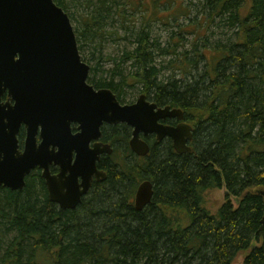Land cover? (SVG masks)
I'll use <instances>...</instances> for the list:
<instances>
[{
    "label": "trees",
    "instance_id": "1",
    "mask_svg": "<svg viewBox=\"0 0 264 264\" xmlns=\"http://www.w3.org/2000/svg\"><path fill=\"white\" fill-rule=\"evenodd\" d=\"M197 1L191 16L181 0H54L78 23L89 83L124 96L137 88L181 109L191 152L155 146L123 161L70 211L33 178L20 191L0 188V264H231L238 255L264 264V0ZM117 22L129 47L104 54L103 41L121 39ZM153 22L175 28L172 47L161 46ZM144 179L154 193L137 211ZM219 189L215 205L207 196Z\"/></svg>",
    "mask_w": 264,
    "mask_h": 264
},
{
    "label": "water",
    "instance_id": "2",
    "mask_svg": "<svg viewBox=\"0 0 264 264\" xmlns=\"http://www.w3.org/2000/svg\"><path fill=\"white\" fill-rule=\"evenodd\" d=\"M89 71L79 54L71 21L54 0H0V186L21 189L25 175L39 166L50 200L61 209L75 208L87 184L81 192L67 184L62 194L61 175L52 177L48 172L50 162L61 163L70 120L80 123L79 139L98 137L102 122L126 123L133 129L131 149L139 156L149 152L140 133H155L157 139L169 136L176 152L191 151L186 144L192 140L190 126L158 123L165 117L181 118V109H156L143 94L133 104L121 106L109 89L95 91L87 84ZM4 94L7 98L2 101ZM21 124L27 136L24 151L19 153L16 134ZM38 133L41 142L36 145ZM50 144L59 151L50 152ZM86 170L94 173L95 163ZM153 193L152 183L142 182L135 193V209L149 205Z\"/></svg>",
    "mask_w": 264,
    "mask_h": 264
},
{
    "label": "flooded vegetation",
    "instance_id": "3",
    "mask_svg": "<svg viewBox=\"0 0 264 264\" xmlns=\"http://www.w3.org/2000/svg\"><path fill=\"white\" fill-rule=\"evenodd\" d=\"M87 84L92 86L95 91L109 89L105 87L95 86L89 83L88 79ZM109 90L115 95L118 103L121 106L133 104L137 100L136 99L135 101L127 102L125 101V99L122 98V95H119L118 92H115L111 89ZM142 94L145 96L146 101L154 103L156 105V109L164 108L166 106H168L170 109H173L170 104L156 103L155 101H152L150 98L146 97L144 93ZM6 98L7 95L4 94L2 96V101H5ZM158 123L164 126L172 127H175L180 123H184L191 127V132L193 131L191 124L186 122L183 111L181 118L165 117L164 119L158 120ZM67 129L68 131L65 130L67 136L65 139H63L64 144L62 145L61 155L59 156V160L61 161V163H56L55 161L50 162V164L48 165V172L49 175L52 177H59L61 175L60 182L62 185V194H66L67 189L65 186L67 184L68 186H75L74 188L80 192L84 190V184H87L85 193L80 196L79 203L76 205V207L72 209H61L58 203L50 200L46 180L42 176L43 169L39 166H35L34 168H32L29 173L24 177L23 187L14 191L22 190L26 183L31 178H33L34 180L39 181L43 185L48 200L50 202L55 204L59 210L70 211L78 208L83 202L87 201L89 198L95 195L98 190L99 184L105 183V181L108 179L107 170H110L112 168H118L119 163L123 161L131 163L136 158H146L152 148L155 146L162 149L166 148L170 150L171 154H175L176 156L188 154L191 152L190 151L183 154H179L178 152H176L173 147V140L169 136H164L161 139H157V135L155 133H140L139 138L148 145L149 152L145 156H139L132 151L130 146V140L132 138L133 129L132 127L123 122L115 124L102 122L99 127L100 135L98 137L91 136L90 138L81 137L79 139V135L81 134L82 129L80 128V123L75 120L69 121ZM26 136V127L24 124H21L16 134L17 151L19 153H22L24 151ZM88 136L90 135L88 134ZM40 142L41 139L38 133L36 135L35 143L36 145H39ZM190 143L191 141H188L186 143L187 146L190 147ZM48 150L50 152H58L59 148L50 144L48 146ZM93 162L95 163L96 171L94 173H92L91 171L87 173L86 169L91 166ZM95 173L97 175H95ZM99 174L101 175L98 177ZM144 181L149 180L144 179L137 184L134 192V197L138 186ZM149 182L152 183L151 181ZM152 185L154 191V184L152 183ZM0 188L10 190L3 186H0Z\"/></svg>",
    "mask_w": 264,
    "mask_h": 264
},
{
    "label": "rangeland",
    "instance_id": "4",
    "mask_svg": "<svg viewBox=\"0 0 264 264\" xmlns=\"http://www.w3.org/2000/svg\"><path fill=\"white\" fill-rule=\"evenodd\" d=\"M134 2H137L139 0H132ZM142 1V0H141ZM179 1V0H177ZM182 3H183V6H188L190 9L192 8V15L191 16H194L196 13V11H194V7L192 6V4H196V2H198L197 0H181ZM190 2H191V5H190ZM71 13H74V10H71L70 11ZM139 14L136 13L134 16H138ZM75 22V23H74ZM74 22H71L72 26H73V29L76 28V26H78V23L76 21ZM179 22H181L182 24H186L188 23V20H180ZM140 20L136 21V27L135 29H137L140 25ZM174 22L172 21V24ZM151 29L153 31V35L154 36H157L160 40V43H161V46L162 47H172L173 44H172V41L170 40V33L175 30L174 27H172L171 25L169 26H166V25H163V23L161 24L160 22H153L151 24ZM112 30H117L119 31V36H121V39L120 40H116L114 36L112 37H108L105 41H103V52L104 54H110L111 56L117 54L118 52H121L123 49H127L129 46H127V43L128 41H126L125 39V32L124 30H121L119 29V23L117 22L114 29L112 28ZM128 36V35H127ZM124 37V39H123ZM186 37V45H185V49L188 50L190 48V41L192 39V36L191 35H185ZM182 47H178L177 51H181ZM184 50V49H182ZM83 51L85 52V50L83 49ZM82 54V52H81ZM85 55H87L86 53H84ZM87 58H85V61L87 62L86 60ZM169 58H166V61L168 60ZM84 61V62H85ZM85 62V63H86ZM88 64V63H87ZM90 64V62H89ZM88 64V65H89ZM105 68H110L112 67L111 63L110 62H103L102 63ZM91 66V64L89 65V67ZM91 73H89V77H91ZM142 94L141 91H137V88L136 89H133V90H129V91H125V96L122 95V98L125 99V101L127 102H131V101H135L137 99V97ZM208 200L209 201H214L215 205H219L223 202L224 198H223V190L222 189H219L213 193H210L208 196ZM231 264H242V255H238L236 256V258L232 261Z\"/></svg>",
    "mask_w": 264,
    "mask_h": 264
},
{
    "label": "bare ground",
    "instance_id": "5",
    "mask_svg": "<svg viewBox=\"0 0 264 264\" xmlns=\"http://www.w3.org/2000/svg\"><path fill=\"white\" fill-rule=\"evenodd\" d=\"M175 109V108H174ZM177 109V108H176Z\"/></svg>",
    "mask_w": 264,
    "mask_h": 264
}]
</instances>
